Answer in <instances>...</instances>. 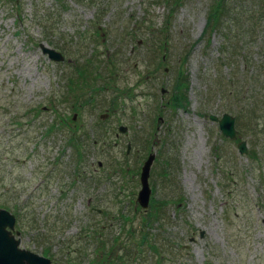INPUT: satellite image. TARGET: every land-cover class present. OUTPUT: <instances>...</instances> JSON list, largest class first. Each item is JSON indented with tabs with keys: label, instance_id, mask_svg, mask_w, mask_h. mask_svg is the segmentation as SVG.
<instances>
[{
	"label": "rangeland",
	"instance_id": "obj_1",
	"mask_svg": "<svg viewBox=\"0 0 264 264\" xmlns=\"http://www.w3.org/2000/svg\"><path fill=\"white\" fill-rule=\"evenodd\" d=\"M0 208L56 264H264V0H0Z\"/></svg>",
	"mask_w": 264,
	"mask_h": 264
},
{
	"label": "water",
	"instance_id": "obj_2",
	"mask_svg": "<svg viewBox=\"0 0 264 264\" xmlns=\"http://www.w3.org/2000/svg\"><path fill=\"white\" fill-rule=\"evenodd\" d=\"M42 50L45 54H48L51 60L56 62H60L64 60V56L58 50L41 44ZM163 92L166 90L163 89ZM108 116L107 113L102 114V118H106ZM213 121H217L219 123L220 130L222 131L225 137L230 139L237 138V129L235 125V116L232 114L225 112L222 117L211 114L209 116ZM120 130L125 132L127 130L126 126H120ZM246 141L242 140L238 149L241 153H247ZM130 147V146H129ZM155 159V154L152 153L149 155L147 161H145L140 179H141V189L138 191V202L142 206V208L147 209L150 205L152 189L150 186V175H151V167L153 164V160ZM16 224V216L9 210L5 208L0 209V264H52V260L44 255L33 252L29 249L22 248L20 246L21 239L17 238V235H20V232L14 233Z\"/></svg>",
	"mask_w": 264,
	"mask_h": 264
},
{
	"label": "trees",
	"instance_id": "obj_3",
	"mask_svg": "<svg viewBox=\"0 0 264 264\" xmlns=\"http://www.w3.org/2000/svg\"><path fill=\"white\" fill-rule=\"evenodd\" d=\"M224 2H226V1H223V2L220 1L221 4H219V5L216 6V9L213 11V13L210 16L211 22L214 21V20H220L219 13H222L225 10V3ZM210 25L211 26H214V24H212V23L209 24V26ZM186 76L187 75H184V73H182V75H181L182 81H180L174 87V91H173V93H172V95L170 97V101L168 102V104L170 106H172L173 108H177L179 106H185L186 103H187V101H188V98L185 97V96H187L186 95V89H187L186 86L188 84L187 83V77ZM98 89H101V87L98 88ZM98 89H96V91H98ZM126 93H128V92H125L124 94L126 95ZM167 173H168V170L167 169H165L164 171H162V174L165 177H169L170 174L167 175ZM150 202H151V204H150V207H149V210H148V215H146L144 217L145 220L143 219V221H145L144 222V225H143L144 227L145 226H148L149 227L152 223H154L155 221L159 220L158 214H159V212L162 209V205H165V204L168 203V201H165V202L162 203V202H160L158 200H155V199H152ZM140 235H141V237H140L141 243H138V246L139 247L136 244V246L138 247V249H137V251H134L133 250V253H132L133 254V262L137 261V258L141 256V253H143V251L140 250V247L145 246L147 244V245H149L153 249L157 248L156 247V243L151 242V239L149 238L150 237L149 235H151V233L149 231L146 232V233H143V231H142V232H140ZM133 248L135 249L134 246H133ZM110 257L111 256H109L108 258L106 257V260H103V261H109L108 264H119V263L125 264V263H123L125 261H123L124 257H122V256L117 257V258H114L112 260H109ZM96 264H99V263L96 262ZM104 264H106V263L104 262Z\"/></svg>",
	"mask_w": 264,
	"mask_h": 264
},
{
	"label": "flooded vegetation",
	"instance_id": "obj_4",
	"mask_svg": "<svg viewBox=\"0 0 264 264\" xmlns=\"http://www.w3.org/2000/svg\"><path fill=\"white\" fill-rule=\"evenodd\" d=\"M133 91V90H132ZM132 94H133V92H132Z\"/></svg>",
	"mask_w": 264,
	"mask_h": 264
}]
</instances>
